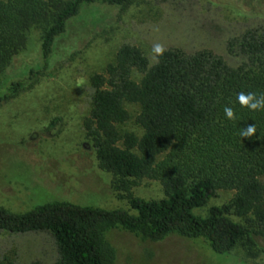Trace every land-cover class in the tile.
Instances as JSON below:
<instances>
[{
    "label": "trees",
    "instance_id": "1",
    "mask_svg": "<svg viewBox=\"0 0 264 264\" xmlns=\"http://www.w3.org/2000/svg\"><path fill=\"white\" fill-rule=\"evenodd\" d=\"M129 1L0 0V105L47 68L56 40L84 5L117 8ZM34 26L43 27L42 65L5 85L2 68L25 46ZM227 49L241 57L240 65L229 67L209 50L186 55L169 49L149 67L139 48L124 44L104 73L90 77L94 94L84 122L86 137L99 168L112 175L135 215L51 200L20 214L0 208V232L51 233L56 264H118L112 235L121 231L142 243L174 236L201 240L216 254L229 253L240 243L250 252L257 246L254 236L264 237V111L242 108L237 94L264 93V29L246 31L230 40ZM134 72L143 75L139 82L132 78ZM125 103L139 106L135 123L142 129L140 137L119 128L130 119ZM225 106L234 109L237 120L226 118ZM251 124L255 136L241 137V128ZM60 126V119L52 120L47 135L56 136ZM142 178L158 181L165 198L133 197L131 189ZM218 190L235 196L206 217L196 216L193 211ZM229 215L245 218L247 224ZM260 251L264 255V248Z\"/></svg>",
    "mask_w": 264,
    "mask_h": 264
},
{
    "label": "rangeland",
    "instance_id": "2",
    "mask_svg": "<svg viewBox=\"0 0 264 264\" xmlns=\"http://www.w3.org/2000/svg\"><path fill=\"white\" fill-rule=\"evenodd\" d=\"M260 27L264 29V0H130L117 8L84 5L56 40L47 68L0 105V208L20 214L60 200L135 215L115 189L112 175L99 168L86 137L84 122L94 94L90 77L104 73L124 44L139 48L149 67L156 63L155 43L186 55L209 50L236 67L242 59L228 51L227 43ZM42 32V26L28 30L25 46L2 68L5 85L42 65ZM142 76L134 72L132 78L139 82ZM124 106L130 119L119 126L121 132L140 137L142 129L135 123L139 106ZM56 118L61 126L50 137L46 131ZM131 194L145 201L165 198L159 182L148 178L137 181ZM234 194L218 190L193 213L206 217L211 208L229 204ZM229 217L247 224L245 218ZM112 237L118 264H264L261 235L254 236L257 246L250 252L240 243L226 254H216L201 240L171 236L142 243L122 231ZM57 258L54 238L47 231L0 232V264H56Z\"/></svg>",
    "mask_w": 264,
    "mask_h": 264
},
{
    "label": "clouds",
    "instance_id": "3",
    "mask_svg": "<svg viewBox=\"0 0 264 264\" xmlns=\"http://www.w3.org/2000/svg\"><path fill=\"white\" fill-rule=\"evenodd\" d=\"M167 51L166 47L161 43H155L152 47L153 60L158 63L159 59L163 57L164 53ZM237 101L242 108H247L251 112L264 111V93H254V92H240L237 94ZM224 113L228 120L235 121L238 119L234 109L229 106L224 107ZM256 134L255 124L247 125L241 128L239 135L243 138H251Z\"/></svg>",
    "mask_w": 264,
    "mask_h": 264
}]
</instances>
